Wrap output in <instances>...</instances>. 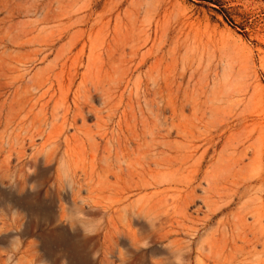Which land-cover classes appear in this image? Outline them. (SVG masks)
Here are the masks:
<instances>
[{
  "label": "rangeland",
  "instance_id": "obj_1",
  "mask_svg": "<svg viewBox=\"0 0 264 264\" xmlns=\"http://www.w3.org/2000/svg\"><path fill=\"white\" fill-rule=\"evenodd\" d=\"M62 155L105 211L96 236L61 219ZM239 213L254 250L206 256ZM17 235L21 264H169L168 241L188 264H264V0H0V250Z\"/></svg>",
  "mask_w": 264,
  "mask_h": 264
},
{
  "label": "clouds",
  "instance_id": "obj_2",
  "mask_svg": "<svg viewBox=\"0 0 264 264\" xmlns=\"http://www.w3.org/2000/svg\"><path fill=\"white\" fill-rule=\"evenodd\" d=\"M46 158L47 155H41ZM57 162V181L60 179V177H63V190L71 191L74 195V206L72 208H69L67 205L61 204V219L64 223L68 224L73 231L76 230L77 227H79L85 238L96 236L102 232L104 222H105V216L101 215L100 217L92 218L87 215L88 211H96L97 209H102L96 207L87 196L81 195L79 200L75 198V193L77 191V186L75 185L74 179H73V173L71 169V165L69 161L62 155ZM34 174V169H28V175ZM10 184L15 185L16 182L9 181ZM29 187H31L32 191L37 190L36 184H32ZM60 189V188H59ZM23 191V189H21ZM61 191V190H60ZM105 213L104 209H102ZM65 211H66V218H65ZM21 218L23 220V217L16 212H13L12 217ZM11 217V218H12ZM149 225L151 226L152 230H154V225L152 221L147 220ZM22 228V224L19 227V230H16V232H19ZM214 231V229L210 230L209 233L202 238L201 244L206 241L209 236L211 235V232ZM4 234V233H3ZM133 247L139 251L141 249H147L151 247V244L148 239H143L140 241L138 246ZM164 247L168 249L172 254V259L169 262V264H188V262L184 259L183 252L174 251L173 249V242L168 241ZM24 248V241L21 239L20 236H14L9 241V248L7 250H0L6 253L4 264H21L20 262V256L19 253ZM199 250V249H198ZM101 252L97 251L93 253L92 259L96 260L100 257ZM119 258L121 261V264H128V260L130 257L128 256L125 249L121 248L119 249ZM260 257H254V260H258ZM167 260L166 258H152V264H156L157 261ZM44 264V262H42ZM62 264H67V260H64Z\"/></svg>",
  "mask_w": 264,
  "mask_h": 264
},
{
  "label": "bare ground",
  "instance_id": "obj_3",
  "mask_svg": "<svg viewBox=\"0 0 264 264\" xmlns=\"http://www.w3.org/2000/svg\"><path fill=\"white\" fill-rule=\"evenodd\" d=\"M52 80V79H51ZM52 82V81H51ZM132 138V137H131ZM146 153V152H145ZM193 154V153H192ZM207 154V153H206ZM194 155V154H193ZM205 156V155H204ZM195 157V156H194ZM195 159V158H194ZM197 160V158H196ZM193 161V160H192ZM191 161V162H192ZM190 162V161H189ZM197 162V161H196ZM183 163V162H182ZM187 165V164H186ZM185 166V165H184ZM183 168V167H182ZM182 170V169H181ZM196 172V171H195ZM199 172V171H198ZM194 173V172H193ZM192 174V173H191ZM197 174V173H196ZM193 176V175H191ZM204 176V175H203ZM200 179V178H199ZM174 181V180H173ZM195 182V181H194ZM199 183V182H198ZM159 184V183H158ZM157 184V185H158ZM171 185V184H170ZM177 185V184H176ZM175 185V186H176ZM180 185V184H179ZM196 185V184H195ZM159 186V185H158ZM157 186V188H158ZM165 186V185H164ZM169 186V185H167ZM184 186V185H181V187ZM192 186V185H191ZM154 187V186H153ZM161 187V186H160ZM172 187H174L172 185ZM156 188V187H155ZM168 188V187H167ZM184 188V187H183ZM194 188V186H193ZM188 190V188H185ZM132 190V189H131ZM135 190H138V189H135ZM142 190V189H141ZM158 190V189H157ZM186 191V190H185ZM218 195L220 196V194L218 193ZM203 204V203H202ZM222 204V203H221ZM204 206V204H203ZM204 208V207H203ZM183 210V209H182ZM222 210V211H221ZM226 209H220L221 211V214L225 212ZM189 211V209H188ZM206 212V211H205ZM208 212V211H207ZM197 213V211H196ZM214 214H212L213 217H216L218 216L219 214H215V211L213 212ZM205 214V213H204ZM208 214V213H207ZM153 215V214H152ZM161 216V215H160ZM171 215H169L170 217ZM211 216V215H210ZM212 217V218H213ZM225 218V217H224ZM180 219V217H179ZM184 219V218H183ZM154 220V219H153ZM140 221V220H139ZM160 222V221H159ZM204 222V221H203ZM206 222V221H205ZM228 222H221L218 224V227H217V233L216 235H214L212 237V240L208 242L209 244V248H208V252L207 254H205L206 256L210 257L212 255V257L216 254H224V253H227L226 251H230L233 253V258L234 257H237V258H240V256L242 254H244V252H249L251 253L252 250H254V247H255V240L254 239H257V237H253L252 239H249L248 237V233L247 231L248 230V225L247 223L245 222V218H244V215L242 213H239L234 221L232 222V227L230 226V236L228 237L229 234H227L226 232V225H227ZM209 222L207 221V223H205V226L208 228L209 227ZM162 225V223L160 224V226ZM168 225V224H167ZM204 226V227H205ZM172 227V226H171ZM205 227V228H206ZM177 228V227H175ZM180 229V228H179ZM157 230V229H156ZM161 230V229H160ZM182 230V229H181ZM196 231V230H195ZM251 231V230H250ZM162 232V231H161ZM136 233V232H135ZM251 233V232H250ZM257 236V235H256ZM259 237V236H258ZM259 241V240H258ZM241 242V244H239ZM253 247V249H251ZM254 253H256L254 251ZM215 258V257H213ZM231 260V258H230ZM235 260V259H234Z\"/></svg>",
  "mask_w": 264,
  "mask_h": 264
},
{
  "label": "crops",
  "instance_id": "obj_4",
  "mask_svg": "<svg viewBox=\"0 0 264 264\" xmlns=\"http://www.w3.org/2000/svg\"><path fill=\"white\" fill-rule=\"evenodd\" d=\"M73 264H93L92 255L90 253H83L80 258L71 259Z\"/></svg>",
  "mask_w": 264,
  "mask_h": 264
}]
</instances>
